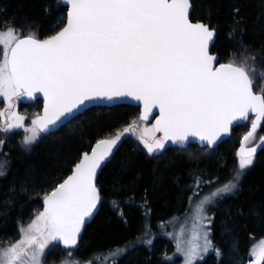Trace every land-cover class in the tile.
<instances>
[{
	"label": "snow or ice",
	"instance_id": "6c2138e0",
	"mask_svg": "<svg viewBox=\"0 0 264 264\" xmlns=\"http://www.w3.org/2000/svg\"><path fill=\"white\" fill-rule=\"evenodd\" d=\"M43 11L46 16L54 15L48 29L52 34L43 38L35 20L25 17L19 24L16 18L0 20V97L7 104V119L0 132L23 128L21 143L27 150L42 133L57 130L90 104L131 100L139 102L142 111L123 130L89 145L91 151L81 154L71 174L43 193V210L26 226L18 223L19 239L0 238V264H44L46 251L57 250L65 253L59 264H81L74 252L102 203L100 174L127 134L136 135L146 154L155 159L169 142L183 147L197 140L202 147L213 149L251 114L255 118L243 138L246 142L264 121V87L254 91L256 82L264 80V68L257 67L264 64V56L244 43L246 30L238 7L228 24L226 37L233 47L224 63L219 62L223 57L211 51L219 31L212 23L211 10L207 22L196 19L194 0H50ZM37 93L43 96L42 114H35L30 126H25V116L13 109L22 97L36 98ZM154 108L159 110L155 123L141 127ZM5 115L0 111V117ZM4 144L0 139V152ZM258 147L246 148L242 143L237 167L223 181L218 176L203 179L192 173L187 235L185 225L175 235L165 233L174 238L183 264L204 261L210 252H214L216 264H222L224 252L213 242L215 214L208 215L206 208L241 191V179L253 166ZM8 155L3 153L0 176L6 175ZM129 163L123 161L122 165ZM204 188L212 190L204 193ZM21 191L27 194L23 186ZM11 203V198L4 201L5 206ZM112 206L118 208L119 201ZM140 207L145 209L142 235L123 247L94 253L84 264H118L140 244L151 250L147 190ZM119 215L127 224L122 210ZM7 216V211L0 212V217ZM223 227L221 236L225 232L231 236ZM238 244L234 239L231 254H238ZM250 256L249 264H264V240L252 247Z\"/></svg>",
	"mask_w": 264,
	"mask_h": 264
},
{
	"label": "trees",
	"instance_id": "16d2710c",
	"mask_svg": "<svg viewBox=\"0 0 264 264\" xmlns=\"http://www.w3.org/2000/svg\"><path fill=\"white\" fill-rule=\"evenodd\" d=\"M46 2L50 0H0V8L5 9L0 12V20L10 21L16 18L17 24L25 17L35 20L41 26L43 38L52 34L48 29L54 20V15L44 14L43 6ZM194 4L197 9L196 19L207 22L205 17L211 10L212 23L218 25L219 31L212 51L223 57L221 62H227V52L233 47L226 32L234 7L239 8V17L244 22V43L253 53L264 56V0H194ZM2 27L3 24H0V28ZM257 67L264 68V64H258ZM262 87L264 80H258L254 90L259 92ZM19 102L21 104L18 106ZM23 105L20 100L17 101L13 111L25 116L24 124L30 126L31 119L41 111V100L31 104L29 109L34 110H28L27 114L22 112ZM0 111L6 113L4 117H0V125H3L7 119V104L3 97H0ZM139 114L140 108L135 105L93 106L58 131L42 133L27 150L21 143L25 135L23 128L13 129L8 133L0 132V139L5 141L0 161L4 159L3 153L9 154L6 175L0 176V212H8L6 218L0 217V238L19 239L18 223L26 226L43 210V193L51 191L53 186L71 173L81 154L91 149L89 145L93 146L98 139L123 130ZM152 124L143 122L140 126L151 127ZM248 124L249 122L238 125L232 137L220 143L217 149L199 144H190L185 148L166 146L163 154L155 159L146 154L136 135L127 134L111 162L100 174L98 186L102 188V203L96 217L87 225L79 250L74 252V258L82 260L84 264L94 253H105L109 248L123 247L128 241L142 235L145 209L140 205L144 203L145 190L151 208V226L191 212L187 198L192 195V173L195 172V175H200L203 179L218 176L223 181L228 178L238 164L240 139L236 136L237 131L245 129ZM262 131L264 124L258 129L255 138L251 139V143L257 141L256 138L261 136L258 135ZM213 150H216L215 154L212 153ZM123 161L130 163L123 166ZM21 186L27 189V194L21 191ZM240 187L241 191L236 196H226L217 202V206H208L209 212L215 214L213 241L216 240L222 246V264H231L225 256L227 246L223 243L230 236L227 232L221 236L223 226L230 230L231 237L238 240V246L247 259L252 258V247L264 240V147L255 155L254 164L242 177ZM12 188L14 191L10 192ZM130 197L132 200L126 203ZM9 198L12 203L5 206L4 201ZM113 201H119L118 208H113ZM194 204L195 200L193 207ZM121 210L127 224L119 215ZM161 228L158 230L160 236L153 239L150 251L143 244L137 245L135 251L120 258L118 264H178V258L165 261V254L160 253L162 244L167 242L169 251L166 255L171 257L173 246L172 241L160 231ZM64 254L59 250L46 251L45 262L51 264V258H55L57 262ZM196 264H216L214 252Z\"/></svg>",
	"mask_w": 264,
	"mask_h": 264
},
{
	"label": "rangeland",
	"instance_id": "374dc122",
	"mask_svg": "<svg viewBox=\"0 0 264 264\" xmlns=\"http://www.w3.org/2000/svg\"><path fill=\"white\" fill-rule=\"evenodd\" d=\"M29 106L30 105L25 106L23 108V111L22 112H24L25 114H27L26 112L28 110H30V111H33L34 110V109H29ZM248 128H249V124L245 126V129L242 128V129L238 130L237 131V135H236L237 138L238 139H241V137L248 130ZM215 151L216 150H213L212 153H214ZM210 190H212V189L204 188L203 191H204V193H207ZM222 208L223 207H221V209ZM206 211H207L208 215H211L212 212H209L208 207L206 208ZM190 216H191V212H189L187 215L182 216V217H173V218H171L169 220H166L164 222L163 221L156 222L155 225H153V226L150 225L151 231L153 233V239H155L156 236L157 237L160 236V232L158 231L159 230L158 225H161V224H163V226L160 229V231H163L164 233H173L174 235L180 231L181 225H185L186 235H187V230L190 228L191 220L189 219L188 223L185 224V219H186V217H190ZM174 218H178V219H174ZM164 235H165V237L169 238L172 241V243H173V246H172L171 251H170V256L171 257L178 258V264H183V256L180 253H176L175 240H174V238L173 237H169L166 234H164ZM234 239L236 240V238H233L231 236H230V239H224L223 243L225 244V246H227V249L225 250V256H226L227 260L231 264H246V262L248 261V259L246 258V254H242V250H241L240 246H238V248H239L238 254H231L230 253V246H231V244H232V242H233ZM227 240H229V242ZM213 242H214L215 245L219 246L222 249V246H220V244L218 245V242L216 240H214ZM168 251H169V246H168L167 242L166 243H163L162 246H161V248H160V253H162V255H164V254L166 255L168 253ZM230 256H231V258H230ZM79 261L82 264L83 261L82 260H79ZM50 262H51V264H59L60 260L57 261V262H55V258H51L50 259ZM198 262L199 261H197L196 263H198ZM44 264H46V262H44ZM101 264H103L102 261H101Z\"/></svg>",
	"mask_w": 264,
	"mask_h": 264
},
{
	"label": "water",
	"instance_id": "95a60500",
	"mask_svg": "<svg viewBox=\"0 0 264 264\" xmlns=\"http://www.w3.org/2000/svg\"><path fill=\"white\" fill-rule=\"evenodd\" d=\"M205 22V21H204ZM215 41H216V38H215ZM211 51H212V49H211ZM212 53L213 54H216V55H219L217 52L215 53V52H213L212 51ZM220 63H224V62H221V60L219 61ZM24 102H32V101H34V100H38V99H40V100H42V108H41V112H40V114H42V111H43V96H42V94L41 93H37L36 94V98H28V97H22L21 98ZM121 104H129V105H135V106H138L139 108H140V112L142 111V105L141 104H139V102H135V101H131V100H120V101H117V102H115V103H111V104H108L107 102H104V103H93V104H90L89 106H88V108H90V107H93V106H102V107H112V106H115V105H121ZM87 108V109H88ZM85 111H83L82 112V114L84 113ZM159 114V110H158V108H154L153 109V111H152V114H150L149 115V119H148V121L147 122H152V123H155V117L157 116ZM79 115H81V114H76L75 115V117L74 118H70L69 120H68V122L67 123H65V124H63V126L64 125H66V124H68L71 120H73V119H75L77 116H79ZM253 116V119L255 118L254 117V115H251L250 114V117H252ZM247 122V121H246ZM239 123H245V122H239ZM239 123H237V124H235L232 128H231V130H230V134L229 135H227V136H225V137H223L222 138V140L221 141H219L218 142V144L216 145V146H214V148L215 147H217L220 143H222L223 141H225L227 138H229L230 137V135L232 134V131H233V129L239 124ZM263 123V121H261L260 122V124L258 125V127H257V129L260 127V125ZM63 126H61V127H59L57 130H55V131H53V132H51V133H54V132H56V131H58L60 128H62ZM256 129V130H257ZM251 130V125H250V128H249V130L244 134V136H246L247 135V133L249 132ZM43 134H45V133H43ZM157 135L159 136V135H161V133H157ZM244 136L242 137V139H241V141H240V146H239V148H238V151L240 150V148H241V146H242V143H243V145H244V147H246V148H249V147H255V146H257V145H259V147L257 148V152H256V154L261 150V148L262 147H264V142H262V139L261 138H264V134L261 136V138L259 139V141L256 143V144H254V145H251V146H247V141L245 142L244 141ZM105 138V137H104ZM126 138H127V136H126ZM126 138H124L123 140H122V142L119 144V146H118V149H119V147L123 144V142H124V140L126 139ZM103 139V138H102ZM190 144H199V142L197 141V140H190V142L186 145V146H180V145H173V144H171V142H169V144L168 145H166L168 148H185V147H187L188 145H190ZM95 145V143L93 144V146ZM200 145V144H199ZM91 151V149L89 150V151H87V152H90ZM118 150H116L115 151V154H116V152H117ZM237 151V152H238ZM255 154V155H256ZM115 156V155H114ZM113 159V158H112ZM71 174V173H70ZM69 174V175H70ZM67 178V177H66ZM66 178H64V179H66ZM63 179V180H64ZM63 180L61 181V182H63ZM60 182V183H61ZM100 206H101V204L100 205H98V211H99V209H100ZM98 211H97V213H98ZM97 213L95 214V216H94V218L96 217V215H97ZM93 218V219H94ZM93 219H92V221H93ZM91 221V222H92ZM90 224V223H89ZM84 233V232H83ZM82 236H83V234H82ZM62 247V246H61ZM253 259V258H252ZM250 261V260H249ZM249 261L246 263V264H249Z\"/></svg>",
	"mask_w": 264,
	"mask_h": 264
},
{
	"label": "flooded vegetation",
	"instance_id": "af4514ba",
	"mask_svg": "<svg viewBox=\"0 0 264 264\" xmlns=\"http://www.w3.org/2000/svg\"><path fill=\"white\" fill-rule=\"evenodd\" d=\"M19 101V100H18ZM20 101L24 104L23 106H28V105H31V104H34L37 100H34L32 102H24L22 99H20ZM21 103L19 102L17 105L19 106Z\"/></svg>",
	"mask_w": 264,
	"mask_h": 264
},
{
	"label": "bare ground",
	"instance_id": "6f19581e",
	"mask_svg": "<svg viewBox=\"0 0 264 264\" xmlns=\"http://www.w3.org/2000/svg\"><path fill=\"white\" fill-rule=\"evenodd\" d=\"M255 91V90H254ZM41 112V111H40ZM78 162V161H77Z\"/></svg>",
	"mask_w": 264,
	"mask_h": 264
}]
</instances>
